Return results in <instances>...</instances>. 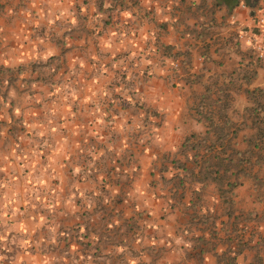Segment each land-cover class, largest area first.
<instances>
[{"label":"crops","instance_id":"obj_1","mask_svg":"<svg viewBox=\"0 0 264 264\" xmlns=\"http://www.w3.org/2000/svg\"><path fill=\"white\" fill-rule=\"evenodd\" d=\"M257 1L0 0V264H264Z\"/></svg>","mask_w":264,"mask_h":264},{"label":"built area","instance_id":"obj_2","mask_svg":"<svg viewBox=\"0 0 264 264\" xmlns=\"http://www.w3.org/2000/svg\"><path fill=\"white\" fill-rule=\"evenodd\" d=\"M250 14L252 17L251 28L240 30L237 37L248 43L253 60L264 63V0H258L250 8Z\"/></svg>","mask_w":264,"mask_h":264},{"label":"rangeland","instance_id":"obj_3","mask_svg":"<svg viewBox=\"0 0 264 264\" xmlns=\"http://www.w3.org/2000/svg\"><path fill=\"white\" fill-rule=\"evenodd\" d=\"M206 161H207L208 163H213V160H211V159H209V158H208ZM215 163H217V162H215ZM217 164H218V163H217Z\"/></svg>","mask_w":264,"mask_h":264}]
</instances>
